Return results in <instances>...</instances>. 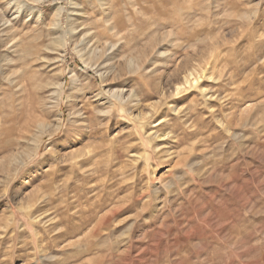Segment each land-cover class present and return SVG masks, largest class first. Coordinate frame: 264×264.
<instances>
[{
    "label": "rangeland",
    "instance_id": "1",
    "mask_svg": "<svg viewBox=\"0 0 264 264\" xmlns=\"http://www.w3.org/2000/svg\"><path fill=\"white\" fill-rule=\"evenodd\" d=\"M181 63L220 100L101 112ZM0 264H264V0H0Z\"/></svg>",
    "mask_w": 264,
    "mask_h": 264
},
{
    "label": "bare ground",
    "instance_id": "2",
    "mask_svg": "<svg viewBox=\"0 0 264 264\" xmlns=\"http://www.w3.org/2000/svg\"><path fill=\"white\" fill-rule=\"evenodd\" d=\"M55 15H58L59 16V12L58 14H55ZM59 20V18H57ZM58 23V21H57ZM57 23H54L55 25ZM59 30V28H58ZM57 30V31H58ZM62 37V36H61ZM60 41V40H59ZM58 43V42H57ZM60 45V44H59ZM61 46V45H60ZM215 57V56H214ZM129 62L131 63L132 61L129 60ZM179 65V64H178ZM100 74V73H99ZM176 78L173 79V80H169L168 82H166V84L164 85V83H161L158 85L156 91H157V94H158V101L156 102H150L148 104H143V105H140V103L134 98V95L133 93H125L123 90H113V89H110V87L106 88V92L107 94L110 96V99L106 101L107 105H109V108L105 111L101 110V112H106V114H110L112 112V109L114 107H117L115 106L116 104L117 105H120L121 107L126 106L129 111V115L130 117H133L139 124V127L140 129H143V130H146L147 127H149V125L154 121L153 119L156 118L158 119L157 117H155L157 114H159L158 116H160V109L158 108L160 106V102L162 100H172L174 98H177V97H182L185 93L189 92L190 90L191 91H195L197 94H199L201 96V98L203 99V101L207 102V103H211L212 101H217L219 98V94H216V90L213 89L212 87H207V85L205 84L206 81H221L222 79H220L219 77L215 78V77H212L211 74L208 75V70L207 69H202L200 71H197L195 67L193 66H188V65H183L182 63L177 67L176 66ZM103 76V75H102ZM155 90V89H154ZM190 91V92H191ZM102 92V91H101ZM100 93V92H99ZM105 97V96H104ZM112 99V100H111ZM113 99L115 101H113ZM220 100V99H219ZM132 101H134V103H131ZM194 102V101H192ZM201 102V101H200ZM195 103V102H194ZM193 103V104H194ZM192 104V105H193ZM164 105L167 107H169V109L171 110V112H173L174 114L178 115V113L182 112L183 113V110H181L180 108H177L176 106H174V104L171 102V104H169V102H165ZM163 106V104L161 105ZM87 108V107H86ZM125 108V107H124ZM193 108V107H192ZM164 109V108H163ZM211 109V108H210ZM85 110V109H84ZM209 110V109H208ZM100 112V108L98 110ZM162 113V112H161ZM181 113V114H182ZM186 117V116H185ZM160 118V117H159ZM155 119V120H156ZM165 119V118H164ZM163 117L162 119L160 118L158 120V125H163L165 124L167 121L166 119L164 120ZM221 120V119H220ZM156 122V121H155ZM157 125V124H156ZM165 126V125H163ZM159 128V126H158ZM158 128H151L149 130H151L149 133H148V139H151L150 136L154 135L153 138L155 139H166V138H169L170 137V131L169 132H165V131H161L158 129ZM147 130V131H149ZM94 131V130H93ZM92 131V132H93ZM92 132H90L89 134V137L90 139L91 138H94L96 137V132L94 131L93 134ZM86 134V133H85ZM151 134V135H150ZM150 135V136H149ZM80 138V137H79ZM92 145V141H90L89 143L85 144V146H91ZM36 149V148H35ZM33 150V153L36 151V150ZM84 152V151H83ZM81 153L82 157L84 156V160H86V158L90 159V161H94L92 160V157H94L93 155H95L93 152L94 150H89L87 152L84 153ZM97 154V153H96ZM134 154V161L135 160H139L140 158H142V155L141 153H136L135 151L133 152ZM33 155V154H32ZM77 157L80 156V155H76ZM80 156V157H81ZM28 157H31L28 156ZM20 164V162H19ZM88 167V166H87ZM97 167L99 166H96V167H93V168H88L87 169V172L89 173L87 176L82 174L81 178H82V181H81V184H78L77 185V189L79 190V187L82 185V188L84 186L83 183L85 182H89L90 181V184H88V189L91 190V188H93V185L94 183L92 184V177H91V174H95L96 173V169ZM78 168V167H77ZM80 169V168H79ZM81 170V169H80ZM79 170V171H80ZM84 172V171H83ZM99 180V179H98ZM50 181V180H49ZM48 181V182H49ZM51 183V181L49 182ZM106 186V185H105ZM54 187V186H53ZM107 187V186H106ZM52 189V188H51ZM56 189V188H55ZM58 189V188H57ZM49 190V189H47ZM46 190V191H47ZM52 191V190H51ZM99 191V190H98ZM53 192V191H52ZM57 192V191H56ZM66 193V191H65ZM53 194V193H52ZM45 195V194H44ZM44 195H42L41 197L39 196L38 197V193L36 194V197L37 200L36 201H44L46 202L47 199L44 197ZM96 195V194H95ZM49 196V195H48ZM97 197V195H96ZM92 198V197H91ZM99 198V197H98ZM28 203H31V202H28ZM96 203V202H95ZM37 204V203H36ZM32 205V204H31ZM31 205H26V209L28 210L30 216L32 217L33 221L34 222H42V223H49L52 221V219L48 218V214L46 212H38L40 211V206H38L36 208V210H32L31 208ZM96 210V209H95ZM34 211V212H33ZM97 213V212H96ZM98 217V216H97ZM48 218V219H47ZM109 224V222H108ZM105 227V226H104ZM108 227V226H107Z\"/></svg>",
    "mask_w": 264,
    "mask_h": 264
}]
</instances>
